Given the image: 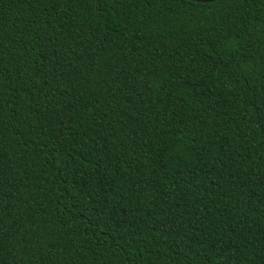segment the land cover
Segmentation results:
<instances>
[{"label":"trees","instance_id":"1","mask_svg":"<svg viewBox=\"0 0 264 264\" xmlns=\"http://www.w3.org/2000/svg\"><path fill=\"white\" fill-rule=\"evenodd\" d=\"M0 264H264V0H0Z\"/></svg>","mask_w":264,"mask_h":264},{"label":"water","instance_id":"2","mask_svg":"<svg viewBox=\"0 0 264 264\" xmlns=\"http://www.w3.org/2000/svg\"><path fill=\"white\" fill-rule=\"evenodd\" d=\"M212 1H216V0H205V2H212Z\"/></svg>","mask_w":264,"mask_h":264}]
</instances>
